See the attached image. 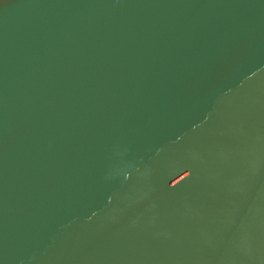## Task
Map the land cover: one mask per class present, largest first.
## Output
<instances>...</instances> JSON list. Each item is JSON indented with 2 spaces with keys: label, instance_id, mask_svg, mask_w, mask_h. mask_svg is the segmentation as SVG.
I'll return each mask as SVG.
<instances>
[{
  "label": "water",
  "instance_id": "water-1",
  "mask_svg": "<svg viewBox=\"0 0 264 264\" xmlns=\"http://www.w3.org/2000/svg\"><path fill=\"white\" fill-rule=\"evenodd\" d=\"M0 264H264V0H0Z\"/></svg>",
  "mask_w": 264,
  "mask_h": 264
}]
</instances>
